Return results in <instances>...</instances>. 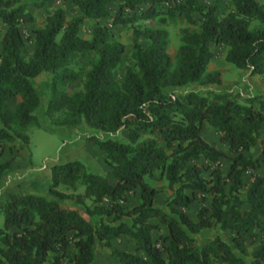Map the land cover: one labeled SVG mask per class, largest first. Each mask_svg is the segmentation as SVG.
<instances>
[{"label": "trees", "instance_id": "16d2710c", "mask_svg": "<svg viewBox=\"0 0 264 264\" xmlns=\"http://www.w3.org/2000/svg\"><path fill=\"white\" fill-rule=\"evenodd\" d=\"M18 1L0 0V23L5 27L0 38V147L14 140L26 144V130L39 128L35 111L43 98L42 116L50 126L84 125L98 132L86 140L101 153L113 183L77 160L50 167L47 192L53 199L22 194L0 207V264H44L48 253L56 254L53 264H61L62 258L65 264H95V248L109 249L119 236L132 241L137 254L111 251L118 264H264V175L250 174L248 183L245 173L257 169L259 161L243 154L257 143L264 100L253 96L241 104L230 94L207 97L189 92L178 98L167 91L195 83L219 85V73L207 72L215 45L226 49V64L261 75L264 3L230 0L229 12L216 20L215 6L204 8L195 0L165 13L154 8L162 0H122L112 16L108 5L116 0H70L78 14L66 20L63 10L56 9L45 17L31 33V52L24 57L20 26L31 23L33 16ZM48 1L38 0L36 5ZM192 12L200 17L199 31H179L173 58L166 53L164 29L135 26L152 19L162 25L165 16L176 15L192 25ZM106 17L111 27L131 28L132 65L119 81L113 73L124 47L112 40L105 24H98ZM85 20L96 24L88 39L78 36ZM140 39L146 41L144 47ZM85 56L87 69L73 70L74 60ZM40 74L51 75L44 91L33 81ZM74 83L81 89L68 93ZM203 124L219 134L231 155L225 174L219 166L225 154L199 135ZM118 130L126 133L124 141L100 139ZM260 161L264 162V142ZM8 167V161L0 163V177ZM153 174L171 192L162 206L165 211L154 206L157 189L148 184ZM58 185L72 191L83 188V193L63 194L56 191ZM136 189L138 204L125 211L121 204ZM67 200L79 205L88 218L99 219L85 221L58 203ZM196 200L200 206L193 221L184 210ZM157 224L166 228V236L153 239ZM212 227L228 232L229 243L214 237L198 247L195 234ZM255 232L261 238L250 261L244 262L240 257L246 255L244 242Z\"/></svg>", "mask_w": 264, "mask_h": 264}, {"label": "rangeland", "instance_id": "374dc122", "mask_svg": "<svg viewBox=\"0 0 264 264\" xmlns=\"http://www.w3.org/2000/svg\"><path fill=\"white\" fill-rule=\"evenodd\" d=\"M186 0H162L159 4H155L154 8L161 13H165L168 9H173L178 4L185 3ZM198 5L201 7H207L209 5H213L216 8L215 12V19L222 18L225 14H227L231 8L230 0H195ZM258 3H264V0H256ZM20 5L24 6V8L33 16V21L28 24H23L20 26V34L24 40V57L28 56L31 52V44H30V36L31 33L42 26L43 20L45 17L49 16L54 10L61 9L63 10L66 20H68L71 16L74 15L75 8L70 3V0H49L44 6L38 7L36 4L38 0H19ZM117 0L110 2L108 5V12L110 16H112L116 9H117ZM141 7L138 9L140 10ZM193 24L187 25L182 16L176 15L174 17H167L164 18V24H158L156 19L148 20V21H138L135 26L140 28H162L167 33V40L168 44L166 47V53L173 58L176 49L179 45L178 38H179V31L183 28H188L191 31H199V23L200 17L197 15L196 12L191 13ZM106 20V21H105ZM100 25V23H98ZM103 24V23H102ZM104 24L110 29V34L112 40L120 43L124 47L123 55L120 60L119 66L114 71V78L119 81L122 78L123 72L125 68L132 65L130 60V55L133 52L132 49V37H131V28L127 26H117L111 27L109 25V18H104ZM92 22H83L79 27L78 36L82 39H88L90 36V32L93 29ZM3 26L0 23V38L3 33ZM139 44L144 47L146 41L139 40ZM226 49L223 46L215 45L211 47L212 58L207 66V72H217V69L223 71L224 78L223 82L219 85L217 84H200L195 83L192 85H188L178 89H170L167 90L168 92L172 93L175 97H182L186 93L192 92L197 95L207 96L210 97L215 94H221L220 90L229 88L230 86H234L235 82V74H239L240 71H235L224 62V54ZM89 60L88 57L77 58L74 60V64L72 66L73 70H77L81 68L82 70L87 69V61ZM42 81V82H41ZM38 82V86L43 87L44 85L49 83L48 80H41ZM45 88V86H44ZM81 89V85L79 83H74L73 85L69 86L67 89L68 93H72ZM39 90H42L39 89ZM227 94H232V92H227ZM225 95V94H224ZM15 100L9 102V107L12 108L14 105ZM37 120L42 124L43 127L49 126V122L42 116L41 113L37 112L36 114ZM55 128V127H50ZM87 128V127H86ZM26 135H28L29 143L28 151L31 156V162L35 166H42L44 163H54L58 162L57 158L62 157L65 149L67 148L66 145L60 140V133L51 129V131H45L42 129L37 128H29L26 130ZM200 137L206 141L208 144L214 146L216 149H221L222 144L219 142V135L217 132L213 131L209 128L206 124H203L199 131ZM126 137V133L123 130H118L115 134L110 135V137L100 136V139L110 138L115 141H123ZM147 138V137H146ZM262 143V142H261ZM230 155H225V157L221 160L219 166L221 172L229 165ZM196 165H201V161H196ZM202 177L206 178L207 173L204 172ZM246 180L248 181V175H245ZM150 184L155 183V188L157 189L158 194V201L163 206L167 203L170 199L171 192L166 189L165 182L158 178L157 174H154L153 178L148 180ZM164 188L165 191L160 190ZM242 198V193L239 195ZM210 197L208 195L205 196L204 205L208 206ZM69 200L65 201V204H68ZM197 206H200L199 200H197ZM196 207L195 213L198 209ZM2 215L0 214V228L2 227ZM158 231V230H157ZM214 237L220 238L222 241L229 243L230 234L228 232L220 231L218 228L212 227L206 230H203L197 234H195V244L198 247H202L205 243L212 240ZM261 238V234L255 232L253 237H247L244 242V248L246 250V255L240 256L237 250L234 249V252L239 255L244 262L250 261V252L254 246L258 243ZM99 247H96L98 249ZM70 248L67 250L69 253ZM102 255L101 260H105L107 258V254L111 252L109 249H101ZM108 259V258H107ZM66 259H61V264H65Z\"/></svg>", "mask_w": 264, "mask_h": 264}, {"label": "crops", "instance_id": "0c3cea01", "mask_svg": "<svg viewBox=\"0 0 264 264\" xmlns=\"http://www.w3.org/2000/svg\"><path fill=\"white\" fill-rule=\"evenodd\" d=\"M119 3L122 0H117ZM146 6H143L145 9ZM31 14V12H30ZM78 12L75 10L74 15H77ZM87 22H92L89 20H85ZM84 21V22H85ZM106 21V20H105ZM93 26L96 24L94 22ZM98 23L104 24V19H101ZM2 25V24H1ZM3 26V25H2ZM5 27L3 26V30ZM146 45V44H145ZM232 67V66H230ZM235 71H240L232 67ZM217 72L220 75V81L223 82L224 74L223 71L217 69ZM51 75L49 74H40L37 76L33 81L37 89H41L44 91L48 83L42 84L45 86L40 87L38 86V82L41 80H48L50 81ZM42 82V81H41ZM221 94H226L227 92H232V96H237V102L241 103L243 100L253 97V96H260L262 100H264V72L261 75H250L248 71H240L239 74H235V82L234 86H230L229 88L220 90ZM45 102L42 99L39 100V105L37 110L35 111V115L37 112H43ZM38 121V120H37ZM39 128L45 131H51V129L58 131L60 133V140L66 145V151L64 152L63 156L57 158L59 161L54 163H47L43 164L42 166H35L31 162V156L28 151V143L29 138L27 137L26 144L21 143L19 140H14L11 143L4 142L0 147V163L9 162V167L5 170L1 177H0V207L11 197V196H18L22 194H31L36 196H41L46 199H53L47 192L49 185L51 184V175H50V167L54 165L63 164L66 162L77 160L79 161L88 171L97 172L100 175L104 176L108 183L112 184L113 180L111 178L110 170L102 163L101 161V153L97 150L94 144L90 141H87L86 138L92 136L98 132L86 128L84 125H79L77 127H55L50 128L52 126H45L43 127L42 124L38 121ZM259 135L257 139V143L250 147V149L243 153L245 156H249L253 159H257L259 161V167L255 170H250L249 172L245 173L248 176L256 175L262 176L264 175V162L260 161V151L262 148V143L264 142V123L260 127ZM219 135V134H218ZM125 140V139H124ZM123 140V141H124ZM225 155H230L227 151V148L222 145V148L219 149ZM231 157V155H230ZM228 168V166H227ZM227 168L222 174H225ZM154 176V174H153ZM252 180L251 177H248V183ZM150 186L155 187L156 184H150ZM167 189V188H166ZM160 190L165 191L164 188ZM56 191L68 194V195H82L83 188H77L76 191H72L71 189L67 188L63 185H58L56 187ZM243 196V194H242ZM83 202L86 207H91V203L87 199H83ZM105 203H108V200L104 199ZM59 205L64 209L75 210L80 217H82L85 221H95L98 220L99 217L92 216L88 218L85 214L83 209L77 204L73 202V200H69L67 203L65 201L58 202ZM138 204V190H134L133 193L129 194L126 198V202L122 203L123 209L129 210L133 206ZM197 200L194 201L189 208L184 210L186 215L193 221H195V210L197 206ZM154 206L160 208L161 210L165 211V208L162 207L160 202L158 201V194L155 196L154 199ZM105 220V218H102ZM108 220V219H106ZM155 223L154 221H152ZM158 230V231H157ZM151 236L153 239H156L158 236H166V228L160 224H157L156 229L151 232ZM101 247L98 249L95 248L94 250V262L95 264H118L117 261L107 254V258L105 260H101ZM110 251L117 250V251H124L131 254H137L134 250L133 242L127 239L124 236H119L116 239L111 240L110 242ZM56 257L55 253H48L46 257V261L44 264H53V259Z\"/></svg>", "mask_w": 264, "mask_h": 264}]
</instances>
